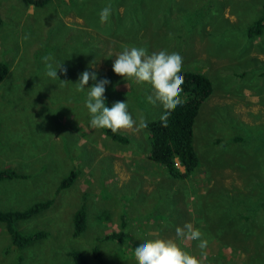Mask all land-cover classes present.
Segmentation results:
<instances>
[{
	"label": "rangeland",
	"instance_id": "1",
	"mask_svg": "<svg viewBox=\"0 0 264 264\" xmlns=\"http://www.w3.org/2000/svg\"><path fill=\"white\" fill-rule=\"evenodd\" d=\"M111 4L108 22L99 12ZM264 0H52L35 7L0 0V61L9 73L0 82V169L25 178L0 181V209H24L52 200L16 228L45 236L13 249L0 223V264H72L78 250L99 264H137L134 249L146 240L174 239L204 264H264V32L249 36ZM27 37V38H26ZM149 54L167 50L183 57V69L213 84L194 125L199 165L175 178L148 158L145 128L121 130L127 142L90 127L87 89L76 91L81 73L95 72L91 87L108 79L106 106L117 101L139 124L159 118L163 106L147 101L149 83L127 81L113 71L124 47ZM58 70L46 75L42 60ZM67 69V72L63 69ZM75 172L68 187L64 178ZM84 204L87 227L72 234L74 211ZM192 223L209 241L181 243L176 228ZM124 226L122 227V224ZM124 228L126 240L102 237Z\"/></svg>",
	"mask_w": 264,
	"mask_h": 264
},
{
	"label": "clouds",
	"instance_id": "2",
	"mask_svg": "<svg viewBox=\"0 0 264 264\" xmlns=\"http://www.w3.org/2000/svg\"><path fill=\"white\" fill-rule=\"evenodd\" d=\"M112 12L111 4L105 6L100 12V22L109 21ZM27 38V37H26ZM51 56H45L42 60L46 64V75L55 80L59 78L58 70L49 61ZM183 69V57L177 52L169 53L167 50L154 51L149 54L144 47H127L116 56L113 63V71L125 80H134L137 84L149 83L154 88V95H148L147 101L153 105L159 102L164 109L160 116L162 126L167 127L171 113L181 106L183 100L184 76L180 73ZM67 72V69H63ZM96 80L95 72L84 71L76 84V91L84 92L87 89L85 105L90 114V127L93 129H110L113 133L121 130H139L147 127V121L143 115L139 116V124L128 110V104L124 101L115 102L112 107L106 106V85L108 79L99 80L98 83L86 88L89 80ZM176 237L181 243L199 241L198 247L204 250L209 241L203 238V233L194 228L192 223H186L176 228ZM134 257L137 264H204L207 253L202 252L198 258L189 254L180 243L174 239H149L134 249Z\"/></svg>",
	"mask_w": 264,
	"mask_h": 264
},
{
	"label": "trees",
	"instance_id": "3",
	"mask_svg": "<svg viewBox=\"0 0 264 264\" xmlns=\"http://www.w3.org/2000/svg\"><path fill=\"white\" fill-rule=\"evenodd\" d=\"M35 7H41L52 0H25ZM0 15V25L2 24ZM264 32V6L261 15L248 28L249 36L260 35ZM9 73V67L5 62L0 61V82L5 79ZM184 76L183 92L181 98L183 103L178 106L170 115L168 126H162L160 117L147 121L145 128L149 139L150 148L148 158L165 167L169 175L175 178L189 177L194 173L199 165V158L193 144L194 125L196 117L203 102L211 95L213 91L212 81L208 76L192 70H182L180 73ZM105 133L112 140L126 143L127 137L121 133H113L110 129L105 128ZM75 172L64 178L60 187H68L75 179ZM25 178L24 174L14 169H0V181L11 179ZM52 203V200L33 203L24 209L2 210L0 209V223L6 225L11 247L21 250L31 242L45 236L43 231H36L33 234L19 231L15 224L35 217L42 211L46 210ZM72 234L74 237L81 236L87 227V213L84 204L78 207L72 216ZM124 223L122 224V227ZM127 233L124 228L119 231H112L102 237L104 240L115 239L119 243L126 240ZM94 258L99 264H107L99 244L92 247ZM72 264H88L87 259L78 250L68 252ZM22 256L18 254L14 264H20Z\"/></svg>",
	"mask_w": 264,
	"mask_h": 264
}]
</instances>
